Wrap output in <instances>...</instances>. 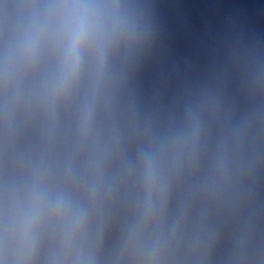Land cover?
<instances>
[{
    "label": "water",
    "instance_id": "95a60500",
    "mask_svg": "<svg viewBox=\"0 0 264 264\" xmlns=\"http://www.w3.org/2000/svg\"><path fill=\"white\" fill-rule=\"evenodd\" d=\"M0 264H264V0H0Z\"/></svg>",
    "mask_w": 264,
    "mask_h": 264
}]
</instances>
